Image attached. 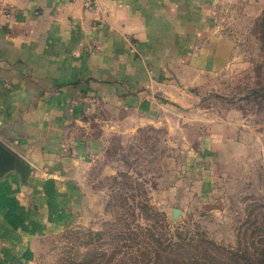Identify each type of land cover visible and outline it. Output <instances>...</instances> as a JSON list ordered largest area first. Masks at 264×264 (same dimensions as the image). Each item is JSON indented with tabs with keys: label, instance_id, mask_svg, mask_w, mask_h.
<instances>
[{
	"label": "rangeland",
	"instance_id": "1",
	"mask_svg": "<svg viewBox=\"0 0 264 264\" xmlns=\"http://www.w3.org/2000/svg\"><path fill=\"white\" fill-rule=\"evenodd\" d=\"M220 8L213 48L159 69L144 125L86 96L103 152L76 170L69 223L38 239L32 264H147L171 237L196 247L190 264H263L264 0Z\"/></svg>",
	"mask_w": 264,
	"mask_h": 264
},
{
	"label": "crops",
	"instance_id": "2",
	"mask_svg": "<svg viewBox=\"0 0 264 264\" xmlns=\"http://www.w3.org/2000/svg\"><path fill=\"white\" fill-rule=\"evenodd\" d=\"M98 2L90 11L80 0H0V138L38 168L28 188L0 177V264H32L38 239L69 223L74 174L105 145L86 96L144 125L159 69L212 49L223 25V0Z\"/></svg>",
	"mask_w": 264,
	"mask_h": 264
},
{
	"label": "water",
	"instance_id": "3",
	"mask_svg": "<svg viewBox=\"0 0 264 264\" xmlns=\"http://www.w3.org/2000/svg\"><path fill=\"white\" fill-rule=\"evenodd\" d=\"M67 162L72 161L71 158H65ZM64 162L66 163V161ZM68 166L72 167L74 162ZM69 172V170H67ZM37 170L35 167L19 152H17L13 147L4 142L0 138V177H5L9 174L17 176L20 181V185L23 188H28L30 186V181L34 175H36ZM180 210L175 209L174 214L177 217Z\"/></svg>",
	"mask_w": 264,
	"mask_h": 264
},
{
	"label": "trees",
	"instance_id": "4",
	"mask_svg": "<svg viewBox=\"0 0 264 264\" xmlns=\"http://www.w3.org/2000/svg\"><path fill=\"white\" fill-rule=\"evenodd\" d=\"M178 237L180 238V236ZM180 239L181 240L179 241H174L173 237H171V238H167L166 240H159L160 249L156 246L154 247L148 246L146 250V254H145L147 261H148L147 264H159L158 262H161L162 264H167L168 262H171V261H173L174 264H190V262L186 260L185 258L187 254H189V252H191L196 247L193 246L190 242H188L185 238L184 239L180 238ZM187 246L191 247L192 250H188ZM239 252L240 251L238 252L233 251V253L232 252L231 253L234 254L236 257L241 258V254ZM157 253L159 256H156ZM177 253L179 255H176ZM193 259L195 260V258H191V260ZM196 261L199 264H202L199 262V260L196 259ZM263 264H264V261H263Z\"/></svg>",
	"mask_w": 264,
	"mask_h": 264
},
{
	"label": "built area",
	"instance_id": "5",
	"mask_svg": "<svg viewBox=\"0 0 264 264\" xmlns=\"http://www.w3.org/2000/svg\"><path fill=\"white\" fill-rule=\"evenodd\" d=\"M84 7L90 11H98L100 9L98 0H80Z\"/></svg>",
	"mask_w": 264,
	"mask_h": 264
}]
</instances>
